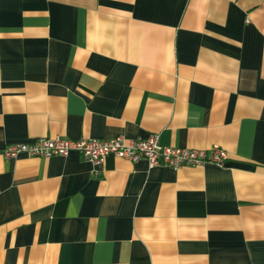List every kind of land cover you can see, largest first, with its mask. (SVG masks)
<instances>
[{"label":"crops","instance_id":"obj_1","mask_svg":"<svg viewBox=\"0 0 264 264\" xmlns=\"http://www.w3.org/2000/svg\"><path fill=\"white\" fill-rule=\"evenodd\" d=\"M150 134L227 158L2 155ZM0 264H264V0H0Z\"/></svg>","mask_w":264,"mask_h":264},{"label":"built area","instance_id":"obj_2","mask_svg":"<svg viewBox=\"0 0 264 264\" xmlns=\"http://www.w3.org/2000/svg\"><path fill=\"white\" fill-rule=\"evenodd\" d=\"M2 150L5 159L16 158L21 154L39 158L68 156L71 151H76L94 166L100 165L103 158L109 154L131 162L143 159L149 166L165 165L170 168L205 163L221 166L227 158L226 151L216 145L207 150L164 146L159 143L158 134L130 140L118 135L111 139L81 138L80 140H71L58 135L41 136L32 142L9 144ZM97 170L95 168L92 171L94 175L98 174Z\"/></svg>","mask_w":264,"mask_h":264}]
</instances>
